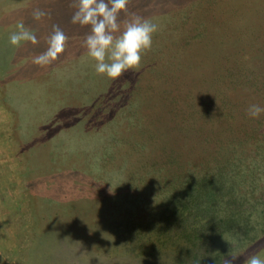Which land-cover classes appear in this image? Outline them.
Instances as JSON below:
<instances>
[{
	"label": "trees",
	"instance_id": "obj_1",
	"mask_svg": "<svg viewBox=\"0 0 264 264\" xmlns=\"http://www.w3.org/2000/svg\"><path fill=\"white\" fill-rule=\"evenodd\" d=\"M176 19L174 14H153L151 20L158 31L141 67L114 80L97 74L94 60L73 63L67 59L62 75L59 60L47 66L30 62L28 71L36 69L43 75L26 85L27 94L40 89L37 98L27 96L31 100L26 105L33 112L25 122L27 135L30 143L39 140L44 153L39 162L43 185L59 184V197L72 201L74 216L81 215L90 224L101 221L105 233L117 224L139 230L144 234L140 237L152 241L140 244L141 248L153 247L155 238L158 255L149 247L135 253L138 246L131 244L130 251L142 264L157 263L163 252L169 255L172 250V258L167 256L172 264H188L201 251L208 257L203 264H227L232 251L250 249L240 239V231L245 229L241 225L246 227L244 223L252 219L260 225L264 219V192H260L264 190L260 177L264 113L253 119L247 111L253 104L264 107V28L255 31L260 33L259 41L258 35L251 43L246 42L249 37L242 38L244 44L226 45L220 38L213 41L216 46L211 51L219 56L215 71L199 77L195 72L189 75L196 64L187 52L170 45L169 39L177 34ZM46 30L48 40L52 25ZM73 44L67 43L65 55L72 54ZM47 47L48 43L39 44L38 55ZM50 71L55 75H47ZM178 71L188 72V79L193 77L197 86L209 82L211 87L206 83L209 91L204 93L207 100L180 99L171 83V74ZM168 105L170 113L165 111ZM147 116L158 127L152 139L141 134ZM197 153L200 156L194 160ZM219 186L230 189L233 204H242L229 206L222 199L213 204ZM258 199L263 203L255 212L253 201ZM47 202L57 205L60 199L51 195L34 198L40 215ZM208 216L219 221L215 225ZM212 226L221 246L232 249L229 254H222L219 243L213 254L207 242L198 239L193 244L192 237ZM119 249L121 254L132 255Z\"/></svg>",
	"mask_w": 264,
	"mask_h": 264
},
{
	"label": "rangeland",
	"instance_id": "obj_2",
	"mask_svg": "<svg viewBox=\"0 0 264 264\" xmlns=\"http://www.w3.org/2000/svg\"><path fill=\"white\" fill-rule=\"evenodd\" d=\"M73 3L74 0H0V264H142L140 259L134 257L136 254L130 251V246L132 243L138 246L135 253L140 250L146 252L145 247L150 246L145 245L141 248L140 244H145L150 238L140 237L139 234L144 235L142 232L136 229L130 231L131 228L126 227L125 224L113 225L105 233L102 231L105 224L101 225V221H91L90 224L89 220L83 219V216H74L72 201L59 197L61 194L59 184L43 185V173L40 175L39 162L44 157V153L38 139L29 142L25 122L33 112L29 111V106L26 105V102L31 100L27 96L37 98L40 89L27 94L26 85L28 80L36 81L43 73L36 69L31 72L28 70L33 57L38 55L39 44L48 43L46 27L58 26L69 37L68 42L74 43L75 46L72 54L70 52L69 55H65L64 51L55 60L60 61L59 75H62L67 59L73 63L80 59L92 60L84 46L90 27H81L71 22L76 10L72 6ZM36 8L47 13L41 21L33 18L32 13ZM128 11L149 20L157 12L177 16L178 24L174 28L177 34L169 39L170 45L174 44L175 47L183 49L187 52L188 59L196 64L190 74L182 71L171 74V80L174 81L171 83L175 84L178 93L182 96L180 99L188 96L192 99L199 97L204 101L207 100L204 98V93L209 91L207 84L210 87L211 84L206 82L207 84H202L201 87L197 86L193 77L188 79V74L193 76L195 72L197 76L203 77L204 74L210 75L215 71L214 64L219 56L211 51V48L216 46L215 43L212 44L213 41L220 38L226 45H232L242 42V38L245 40L249 37L246 42L251 43L257 35L259 41L260 33L255 31L264 28L262 23L264 0H130ZM127 18L129 17L121 13V20ZM18 22H23L26 28L35 32L39 40L38 45L33 46L30 42H24L21 46L14 47L10 44L9 36L17 31ZM216 31L225 32L214 33ZM252 31L255 33H251ZM42 50L44 52L45 48ZM230 57L227 55V59ZM47 75L53 76L55 73L51 72ZM168 110L170 113L171 105L166 107L165 111ZM142 125L140 129L143 138L152 139L157 135L155 130L158 127L155 126L152 118L147 116ZM164 146L166 147L167 144ZM158 154L166 155V153L162 154V151ZM198 156L200 155L197 153L194 160ZM191 166L192 164L190 168ZM261 168L263 173H260V177L264 184V163ZM229 191L230 189L219 186L218 196L212 200L214 201L212 203L222 199L225 205L242 204V202L233 204ZM260 192L262 194L264 190L260 189ZM37 195L41 199L45 195H51L60 199V202L57 205L47 202L42 206V215H40L34 206V198ZM258 196L261 198V195ZM253 202L256 203L252 207L258 212L260 209L258 204L263 202L261 199ZM65 210L67 211L64 212ZM231 212L234 215L235 212L233 210ZM207 219L213 221L215 225L219 221L218 218L214 219L210 216ZM244 225L246 227L241 225V229H245L240 231V239L249 243L250 247L246 248L250 249L242 251L245 252L242 255H239L242 253L241 250L230 253L232 256H237L236 260L242 259L245 255L243 257L245 259L240 260L238 264H245V261L254 255L264 259L262 248L264 219L260 220V225L253 219ZM215 229L216 227L212 226L211 229L196 234L192 237L193 244H197L198 239L207 242L213 254L219 243L223 250L220 251L225 256L232 249L229 246H221V241L218 242L213 233ZM118 234L121 235L117 237ZM156 245L154 238L153 247L149 248L158 255ZM119 248L126 249L132 255L121 254ZM173 252V250L169 252V255L163 252L165 255L161 256L162 260L157 258V263L154 264H172V260H168L167 256L172 258ZM203 252L194 254L190 258L191 263L188 264H203L202 261L208 258ZM235 253L237 255H234ZM144 261H147V258Z\"/></svg>",
	"mask_w": 264,
	"mask_h": 264
},
{
	"label": "clouds",
	"instance_id": "obj_3",
	"mask_svg": "<svg viewBox=\"0 0 264 264\" xmlns=\"http://www.w3.org/2000/svg\"><path fill=\"white\" fill-rule=\"evenodd\" d=\"M128 4L129 0H74L72 4L76 10L71 22L90 27L84 46L87 55L95 61L97 74L113 80L125 71L141 67L142 57L151 50L153 35L158 31V25L151 20L129 13ZM121 13L129 18L121 20ZM32 15L34 20L41 21L47 13L36 8ZM16 28L17 31L9 36L12 46L19 47L24 42L33 46L39 44L35 32L26 28L23 22H18ZM68 40L62 29L53 26L46 51L34 56L32 62L39 66L49 65L65 51ZM247 111L256 119L264 113V107L253 104ZM236 259L237 256H232L227 259V264H234ZM245 264H264V259L254 255Z\"/></svg>",
	"mask_w": 264,
	"mask_h": 264
}]
</instances>
